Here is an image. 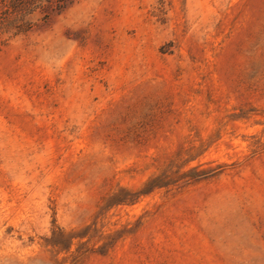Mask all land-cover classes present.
I'll use <instances>...</instances> for the list:
<instances>
[{"label": "rangeland", "instance_id": "374dc122", "mask_svg": "<svg viewBox=\"0 0 264 264\" xmlns=\"http://www.w3.org/2000/svg\"><path fill=\"white\" fill-rule=\"evenodd\" d=\"M11 1L0 264H264V0Z\"/></svg>", "mask_w": 264, "mask_h": 264}, {"label": "trees", "instance_id": "16d2710c", "mask_svg": "<svg viewBox=\"0 0 264 264\" xmlns=\"http://www.w3.org/2000/svg\"><path fill=\"white\" fill-rule=\"evenodd\" d=\"M14 1V0H13ZM13 1H11L10 3H9V6L11 5V6H13ZM56 1H58V2H64L65 0H56ZM8 10V9H7ZM14 12H16V9L14 8ZM51 13V12H50ZM49 13V14H50ZM48 14V15H49Z\"/></svg>", "mask_w": 264, "mask_h": 264}]
</instances>
